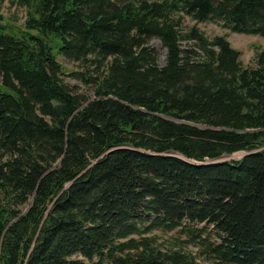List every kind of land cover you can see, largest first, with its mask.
<instances>
[{
	"label": "trees",
	"instance_id": "obj_1",
	"mask_svg": "<svg viewBox=\"0 0 264 264\" xmlns=\"http://www.w3.org/2000/svg\"><path fill=\"white\" fill-rule=\"evenodd\" d=\"M15 1L23 23L0 21V264H194L150 233L195 223L218 237L214 264H264V49L245 66L227 34L179 32L189 18L264 36V0Z\"/></svg>",
	"mask_w": 264,
	"mask_h": 264
},
{
	"label": "rangeland",
	"instance_id": "obj_2",
	"mask_svg": "<svg viewBox=\"0 0 264 264\" xmlns=\"http://www.w3.org/2000/svg\"><path fill=\"white\" fill-rule=\"evenodd\" d=\"M25 18V8L16 3L15 0H0V21L21 25ZM197 26L206 36L213 37L217 34H227L231 46L240 51L242 65L249 66L254 64L256 52L264 49V36L243 34L232 32L222 25L220 20H210L195 23L189 18H185L179 27L180 34H184L191 26ZM192 40H180L181 48H194ZM148 46L152 47L156 52V62L159 66L164 65L166 60V49L161 45L159 39L153 37L148 41ZM54 53L57 49H53ZM58 60L65 66L66 74L64 80L70 86H75L77 91L92 96L90 87L83 81L75 77L71 72L82 71L78 62L66 60L62 56H58ZM0 91L11 92L5 86L0 85ZM244 154L243 151L235 152L224 159H239ZM198 228H203L202 230ZM199 231V232H198ZM150 235L154 236L156 244L160 249L178 250L187 254L194 264H214V261L208 258L205 252V245L208 242H217L218 237L212 226H205L204 223H195L187 228H176L169 231L152 230Z\"/></svg>",
	"mask_w": 264,
	"mask_h": 264
},
{
	"label": "water",
	"instance_id": "obj_3",
	"mask_svg": "<svg viewBox=\"0 0 264 264\" xmlns=\"http://www.w3.org/2000/svg\"><path fill=\"white\" fill-rule=\"evenodd\" d=\"M163 3L164 4H168L169 3V0H163Z\"/></svg>",
	"mask_w": 264,
	"mask_h": 264
}]
</instances>
